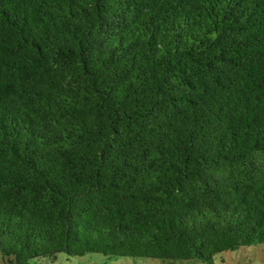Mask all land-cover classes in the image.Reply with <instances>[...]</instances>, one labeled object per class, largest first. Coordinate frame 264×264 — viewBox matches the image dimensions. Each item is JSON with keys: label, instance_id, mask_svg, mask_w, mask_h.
Segmentation results:
<instances>
[{"label": "trees", "instance_id": "1", "mask_svg": "<svg viewBox=\"0 0 264 264\" xmlns=\"http://www.w3.org/2000/svg\"><path fill=\"white\" fill-rule=\"evenodd\" d=\"M258 244L264 0H0L6 264Z\"/></svg>", "mask_w": 264, "mask_h": 264}, {"label": "rangeland", "instance_id": "2", "mask_svg": "<svg viewBox=\"0 0 264 264\" xmlns=\"http://www.w3.org/2000/svg\"><path fill=\"white\" fill-rule=\"evenodd\" d=\"M33 264H164L160 259L149 257H107L101 253H86L70 256L64 252L57 254L56 259H32ZM264 244L242 247L237 250L224 251L216 255L214 264H263ZM0 264H6L0 258ZM175 264H203L189 260H178Z\"/></svg>", "mask_w": 264, "mask_h": 264}]
</instances>
